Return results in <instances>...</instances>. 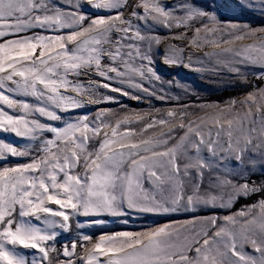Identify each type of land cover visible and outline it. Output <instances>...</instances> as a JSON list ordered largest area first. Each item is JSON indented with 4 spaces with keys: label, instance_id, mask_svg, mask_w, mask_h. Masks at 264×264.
<instances>
[{
    "label": "snow or ice",
    "instance_id": "snow-or-ice-1",
    "mask_svg": "<svg viewBox=\"0 0 264 264\" xmlns=\"http://www.w3.org/2000/svg\"><path fill=\"white\" fill-rule=\"evenodd\" d=\"M244 10L264 0H0V134L19 138L0 136V264H264V26L227 18ZM161 45L244 94L164 79ZM141 215L171 220L107 229Z\"/></svg>",
    "mask_w": 264,
    "mask_h": 264
},
{
    "label": "rangeland",
    "instance_id": "rangeland-1",
    "mask_svg": "<svg viewBox=\"0 0 264 264\" xmlns=\"http://www.w3.org/2000/svg\"><path fill=\"white\" fill-rule=\"evenodd\" d=\"M165 2L170 3L172 0H165ZM232 19L234 22L240 23H250L253 27L264 26V16L259 15L256 12H250L248 10L237 12L234 16L227 17ZM163 34V33H161ZM164 53V45H161L159 48V57L155 63V68L159 74H161L164 79H172L173 76L177 77L181 82L190 85L197 93L200 94V97L205 102H220L222 103L224 100L229 97L242 96L244 93L240 90H225L213 83H210L207 79H202L197 73L190 71L189 69H185L183 67H169L165 65L161 59ZM257 83H260L257 81ZM124 103L128 104L130 108L135 109H144L148 108L149 105L146 103H140L137 101L127 100L126 98H120ZM153 104L156 107H162L163 105L159 101H153ZM113 108H117V105H110ZM90 108H95L97 106L90 105ZM81 113L85 110H79ZM2 138L6 140L17 141L19 138H15L10 134H0ZM253 179H257V177H253ZM259 197H254L253 199H258ZM244 201H239L235 205V209H238ZM54 207V206H53ZM179 219H183L185 217H178ZM128 223L126 225L119 223L118 220H113L109 218V224L107 229L109 231H119V230H142L143 227L147 225H152L154 223H168L170 222V217H157L151 215H141L137 217H128ZM100 232L97 231L96 235H99ZM251 251V249H248Z\"/></svg>",
    "mask_w": 264,
    "mask_h": 264
}]
</instances>
